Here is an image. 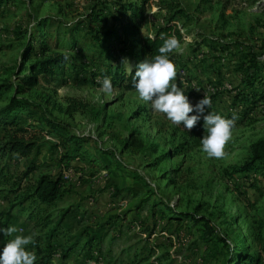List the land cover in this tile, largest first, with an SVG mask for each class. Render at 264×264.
<instances>
[{"label": "rangeland", "instance_id": "374dc122", "mask_svg": "<svg viewBox=\"0 0 264 264\" xmlns=\"http://www.w3.org/2000/svg\"><path fill=\"white\" fill-rule=\"evenodd\" d=\"M95 1L12 0L0 14V85H11L10 89L1 91L0 108L14 92L17 84L14 74L23 63L30 34L42 21L46 24V37L51 48L66 55L68 62L67 72L59 81L42 84L39 90L42 95L50 96L51 104L66 107L69 100H74L83 105L82 111L68 117L41 101L48 117L59 121L67 134L88 139L90 142L84 148L88 157L104 159L110 165L117 161L121 166L108 173L106 168L90 167L86 160L76 162L77 172L65 171L69 191L56 208L65 209L75 201L84 206L90 202L100 203L103 209L119 203L139 206V198L148 195L150 204L162 201L176 214L206 217L216 232L227 239L231 249L235 246L234 237L247 235L251 253L258 254L264 246V177L250 174L247 178L237 175L229 178L228 171L242 166L248 159L249 146L264 137V117L257 112L251 123L245 121L236 126L231 141L225 146L227 155L221 159L209 158L200 150L199 144L205 130L193 132V129L188 131L171 124L141 101L136 91L116 88L115 95L104 96L99 92L102 79L98 76L94 78L99 83L97 86L92 85L89 78L87 84L75 82L76 77H81L75 74L76 71L85 67L88 75L89 71L95 70L88 62L91 52L97 57L98 49L91 35L80 26ZM153 3L147 10L143 31L152 35L156 28L174 17L183 36V43L177 50L181 66L176 82L193 104L203 96L209 97L216 81H222L226 87L236 82L239 58L246 48L258 51L264 44V0H165L160 4L161 8L170 7L169 10H159L158 2ZM180 10L183 14L177 15ZM201 64L203 74L199 69ZM124 66L128 68L130 64L125 62ZM229 104V99L224 97L209 109L224 112L229 109ZM131 131L148 148L144 154L123 151L122 144ZM4 135L5 132L0 130V143ZM54 143L56 140L50 136L43 139L40 162L51 165V159H57L54 155L50 158L48 151L49 145ZM180 145L188 150L174 154ZM168 151L170 156L163 158ZM5 161L0 160V168ZM24 163L18 161L10 171L17 174L23 170ZM50 168L52 170L53 166ZM255 179H260L255 182L258 187L250 188L248 185ZM113 186L122 191L117 197ZM137 192L139 195H134ZM3 196L4 193L0 194V221L7 209ZM150 212L151 206L145 203L140 219L150 216ZM154 213L157 214L156 209ZM99 217V221L106 219ZM163 225V221L158 223L156 236L145 235L141 228L129 231L120 225L117 229L122 236L113 238L112 231L108 230L104 245L109 241L126 245L122 254H116L115 264H240L239 260L228 262L222 244L205 242L200 237V230L192 223L182 225L173 221L164 226L167 230L161 233L159 229ZM4 245L2 239L0 248ZM131 250L136 256H128Z\"/></svg>", "mask_w": 264, "mask_h": 264}, {"label": "trees", "instance_id": "16d2710c", "mask_svg": "<svg viewBox=\"0 0 264 264\" xmlns=\"http://www.w3.org/2000/svg\"><path fill=\"white\" fill-rule=\"evenodd\" d=\"M11 1L0 0V14L4 6ZM131 1L134 0H96L93 3L90 13L80 22V26L91 35L98 49L97 57L91 52L88 62V65L95 70L89 71L88 75L85 67L76 71L75 74L81 77H76L75 82L87 84L89 78L90 83L97 86L99 83L94 81L96 76L100 80L108 76L118 90L135 91L132 87V76L135 74L136 66L145 59L151 60L159 54L158 49L163 44L160 38L162 33L166 37L175 35L182 45L183 36L180 27L173 21L174 17L156 28L152 35L143 31L147 22V10L154 4L153 1L158 2L159 10L170 9V7L161 8L160 4L165 0H136L134 3ZM110 5L113 9H109ZM176 14L182 15L183 12L180 10ZM47 33L46 24L41 21L36 31L30 34L23 63L14 74L17 79L14 92L7 103L0 108V130L5 132L0 143V160L6 159L5 164L0 168V194L4 193L3 198L8 205L0 221V227L14 226L18 229L12 234L0 233V241L3 239L6 244L15 235H31L36 244L27 247L29 250L35 248L36 264H52V259L57 254L62 260H66L77 252L83 253L88 261L98 260L108 230L113 231L111 235L113 238L122 235L117 229L120 215L113 213L115 209H110L111 215L104 221H99L92 214L86 215L79 205H70L62 210L57 209L56 205L69 191L68 180L64 177L65 171L78 170L73 162L86 160L90 167L106 168L108 173H113L121 166L117 161L110 165L104 159L88 157L84 148L90 141L81 136L67 134L59 121L48 117L41 101L50 105L51 99L48 95H42L39 89L42 84H48L52 80L57 82L63 74H66L68 58L51 48L50 41L46 37ZM259 48L258 51H253V48L247 47L246 52L239 58L236 82L226 87L222 81H216V84L211 86L213 93L209 97L212 106L224 97L229 99L230 104L229 109L224 112L215 108L208 111L226 118L234 116L235 127L245 121L251 123L257 112L264 117V44ZM169 56L176 65L178 75L181 63L177 50ZM126 61L130 64L128 68L124 66ZM10 86L0 85V94L2 90L10 89ZM51 106L68 117L83 110V105L74 100H69L66 107L54 103ZM193 130V132L204 130L203 119ZM48 136L56 140V143L49 145L48 149L50 158L51 155L57 156L56 160L51 159V165L39 161L42 141ZM122 149L124 152L140 155L148 148L142 139L131 131L123 142ZM185 150L188 149L180 145L173 153L180 155ZM170 153L168 151L162 157H169ZM18 161L25 162L24 168L14 174L10 168L17 165ZM49 166H53L52 170ZM250 174H260L264 177V137L249 146L248 159L242 166L228 171L229 178L236 175L239 178H247ZM259 180H252L248 186L257 188L255 182ZM112 189L116 192V197L122 192L118 186H113ZM147 198L148 195L140 200L139 206L130 209L129 212L134 210L140 212L145 203L151 206L150 216L145 217L140 225L141 231L148 236L155 232L160 221L165 222V225L159 229L160 232H166L164 226L170 225L173 221L182 225L188 222L200 230V237L205 242H211L213 245L222 244L226 249L228 262L239 260L240 264H264V246L258 254H252L251 247L247 244L249 239L247 235L234 237L232 240L235 246L231 249L227 239L216 232L214 225L206 217L187 213L176 214L162 201L150 204L151 200ZM155 209L157 214L154 213ZM127 228L131 230L132 226ZM115 229L118 230L116 233H114Z\"/></svg>", "mask_w": 264, "mask_h": 264}, {"label": "clouds", "instance_id": "9594fccd", "mask_svg": "<svg viewBox=\"0 0 264 264\" xmlns=\"http://www.w3.org/2000/svg\"><path fill=\"white\" fill-rule=\"evenodd\" d=\"M160 38L163 44L158 49L159 54L151 60L145 59L136 66L135 74L132 76V87L141 101L175 126L190 131L203 119L206 134L199 138L200 150L209 158H224L227 155L225 146L233 137L236 118L234 116L226 118L207 111L211 105L208 96H203L195 104L190 102L184 89L176 82L177 68L169 56L173 51L180 49L181 43L175 35L166 37L162 33ZM99 92L106 97L117 93L111 77L105 76L102 79ZM17 231L14 226L0 227L2 234ZM30 244H36L31 235H15L0 248V264H36V251L34 247L28 249L27 246Z\"/></svg>", "mask_w": 264, "mask_h": 264}, {"label": "crops", "instance_id": "0c3cea01", "mask_svg": "<svg viewBox=\"0 0 264 264\" xmlns=\"http://www.w3.org/2000/svg\"><path fill=\"white\" fill-rule=\"evenodd\" d=\"M202 64L199 65V69H200V73L203 74V70H202ZM235 78L237 79L238 78V74L235 76ZM77 162V161H76ZM76 162H73L74 165H77ZM91 181V179L89 180ZM103 188H104V185H103ZM106 188V187H105ZM97 191L99 190V188L96 189ZM107 190V189H106ZM108 192V190H107ZM139 195V192L137 193H134V195ZM145 198L144 196L140 197L139 200ZM117 200L114 198V201ZM76 203L73 204V205H79L81 207L82 210H84V212H87L88 214H92L94 216H101V217H108L111 215L112 212H109L110 209H115V211H113V213H117L120 215L119 219H118V225L120 226H125V227H129V226H132L131 230L134 229V228H140L139 224L140 223H143V220L145 217L141 218L140 219V214H141V211L140 212H135L132 211V212H129L130 209H133L134 207L138 206V205H135V204H132L131 206L128 207V205L125 203L124 206H122V204H118L117 206H115L114 204H112L111 206H109V208H102L100 203L98 204H93V203H88V205H85L84 206V203L82 204H79V201H75ZM140 202V201H139ZM115 203V202H114ZM7 204V203H6ZM140 205V203H138ZM8 206V205H7ZM100 206V207H99ZM144 206V205H143ZM99 207V208H98ZM143 209V207H142ZM128 213V214H127ZM97 217V219L99 220V218ZM105 219H103L104 221ZM137 220V221H136ZM132 222V224L129 225V223ZM145 222V221H144ZM128 229V228H127ZM158 229V226L155 230V232L152 234L154 236H156V231ZM130 231V230H129ZM116 232V231H115ZM114 232V233H115ZM113 233V231L111 232V234ZM161 233H165V232H161ZM146 235V234H145ZM150 235V236H152ZM122 236V235H121ZM120 239L123 238V237H119ZM105 242V240H104ZM104 242L101 246V249H100V253H99V258L98 260H91V261H88L87 259H85L84 257V254L81 253V252H77L75 254H72L69 258H67L66 260H62L60 255L57 254L53 259H52V264H83V263H86V264H115L114 263V258H116V254L117 256H119L120 254H122V252L125 250L124 248H126V245L123 244V243H120L118 241H116V243H111L110 241L108 243H106L104 245ZM104 245V247H103ZM105 248V249H103ZM121 249V251L119 250ZM133 250L129 251L128 252V256H136V253H134V251L132 252ZM117 264V263H116Z\"/></svg>", "mask_w": 264, "mask_h": 264}, {"label": "built area", "instance_id": "2783aa9c", "mask_svg": "<svg viewBox=\"0 0 264 264\" xmlns=\"http://www.w3.org/2000/svg\"><path fill=\"white\" fill-rule=\"evenodd\" d=\"M64 177L67 179V174L64 173Z\"/></svg>", "mask_w": 264, "mask_h": 264}]
</instances>
